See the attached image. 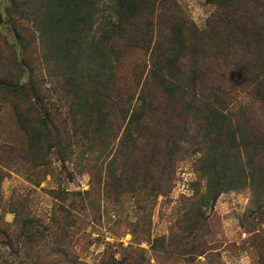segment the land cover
<instances>
[{"label":"trees","instance_id":"1","mask_svg":"<svg viewBox=\"0 0 264 264\" xmlns=\"http://www.w3.org/2000/svg\"><path fill=\"white\" fill-rule=\"evenodd\" d=\"M206 3L215 11L199 30L175 0H47L39 11L50 27L40 31L53 41L51 74L66 116L44 110L34 89L35 104L21 111L17 101L27 86L9 70L0 76V98L14 97V106L6 101L24 134L21 147L0 146V179L4 170L47 165L52 149L62 164L85 153L92 157L82 166L90 176L85 198L103 183L117 204L138 195L155 200L171 192L178 164L199 154L193 168L203 194L179 209L180 234L167 243L166 237L138 241L191 258L210 250L203 208L214 207L226 182L261 195L264 207V0ZM102 4L114 20L101 15ZM127 50L141 52L150 65L125 71ZM18 207L8 203L15 223ZM71 218L66 214L62 250L70 247ZM22 222L31 243L39 231ZM250 248L253 264H264V236L256 234ZM139 252L102 264H143Z\"/></svg>","mask_w":264,"mask_h":264},{"label":"rangeland","instance_id":"2","mask_svg":"<svg viewBox=\"0 0 264 264\" xmlns=\"http://www.w3.org/2000/svg\"><path fill=\"white\" fill-rule=\"evenodd\" d=\"M175 1L199 30L205 29L215 11L206 0ZM46 3L47 0H0V76L5 77L9 70L27 86V91L17 101L21 111L35 104L34 89L43 99L44 110L65 117L67 109L56 89V78L51 74L55 62L48 56L54 50L53 41L50 35L43 36L40 31L41 26H48L47 19L43 20L45 11L42 14L39 11ZM99 9L103 10V17L112 15L114 20L106 4ZM155 33L159 35L160 31L155 29ZM142 62L149 64V58L142 57L141 52L127 50L123 54L122 66L127 72L134 65L141 69ZM13 98H0V146L24 144V134L13 110ZM56 155L52 149L45 166L18 167L1 174L0 264H102L110 256L116 260L129 259L138 249L143 251L137 254L141 255L143 264H253L250 245L256 234L264 236L263 197L253 198L249 189L239 188L238 182L231 185L226 182L214 207L203 208L209 230L204 240L210 249L204 256L191 258L150 248L145 242L138 244L145 237H166L167 243L173 233L180 234L176 223L180 221L179 212L188 208L182 207L184 201H194L196 194H203L205 184L203 181L197 184L193 168L199 154L178 164L169 194L155 200L138 195L131 200H121L120 204L111 190L105 191L103 183L97 184L99 190L92 197L85 198L90 190V176L83 172L82 166L92 161L91 154H76L65 164ZM11 200L19 205L17 223L15 214L8 210ZM141 211L146 215L138 223L139 227L133 229ZM66 214L75 216L71 218L75 224L71 227L70 247L62 250L59 244H68L66 240L61 242ZM24 219L31 221V230L39 231L31 243L24 238Z\"/></svg>","mask_w":264,"mask_h":264}]
</instances>
